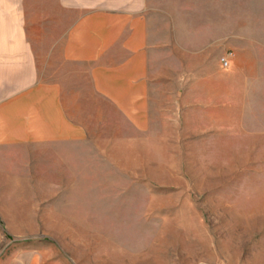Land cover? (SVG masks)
<instances>
[{"label": "rangeland", "instance_id": "obj_1", "mask_svg": "<svg viewBox=\"0 0 264 264\" xmlns=\"http://www.w3.org/2000/svg\"><path fill=\"white\" fill-rule=\"evenodd\" d=\"M233 6V26L201 28L202 52L149 60L148 130L92 98L75 111L91 137L69 148L72 162L3 172L43 183L24 188L26 203L3 204L43 233L7 241L41 244L61 264H264V0ZM72 17L61 7L43 17L37 46ZM51 61L37 59V77H52Z\"/></svg>", "mask_w": 264, "mask_h": 264}, {"label": "crops", "instance_id": "obj_2", "mask_svg": "<svg viewBox=\"0 0 264 264\" xmlns=\"http://www.w3.org/2000/svg\"><path fill=\"white\" fill-rule=\"evenodd\" d=\"M234 2L0 0V75L7 80L4 87H10L0 96V264H61L44 260L41 244L7 241L12 234L43 233L25 216L11 221L3 205L26 203L24 188L43 183L3 172H25L28 164L41 170L44 162H72L69 148L91 137L89 126L75 111H88L92 98L135 131L148 130L149 60L157 51L202 52L210 41L202 40L201 28L233 26ZM60 7L73 17L43 52L37 46L42 41L36 39V28L43 17L56 19ZM43 58L56 64L49 80L37 77V59ZM94 117L100 120L101 113L94 112Z\"/></svg>", "mask_w": 264, "mask_h": 264}, {"label": "built area", "instance_id": "obj_3", "mask_svg": "<svg viewBox=\"0 0 264 264\" xmlns=\"http://www.w3.org/2000/svg\"><path fill=\"white\" fill-rule=\"evenodd\" d=\"M231 53H227V54H224V55H222L221 57H220V62L222 63V64H224V65H227V63H228V58H229V55H230Z\"/></svg>", "mask_w": 264, "mask_h": 264}]
</instances>
